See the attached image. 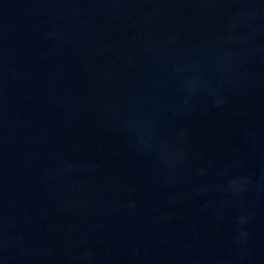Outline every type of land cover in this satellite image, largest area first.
<instances>
[{"label":"water","instance_id":"obj_1","mask_svg":"<svg viewBox=\"0 0 264 264\" xmlns=\"http://www.w3.org/2000/svg\"><path fill=\"white\" fill-rule=\"evenodd\" d=\"M0 264H264V0H0Z\"/></svg>","mask_w":264,"mask_h":264}]
</instances>
